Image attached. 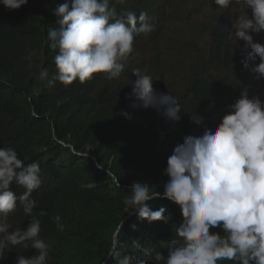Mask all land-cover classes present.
I'll list each match as a JSON object with an SVG mask.
<instances>
[{"label": "clouds", "instance_id": "1", "mask_svg": "<svg viewBox=\"0 0 264 264\" xmlns=\"http://www.w3.org/2000/svg\"><path fill=\"white\" fill-rule=\"evenodd\" d=\"M0 2L17 10L28 0ZM214 3L226 12H209L211 45L214 19L221 13L228 21L225 32L231 46L220 73L208 67L216 83L206 84L207 71L191 70L185 58L162 60L161 28L154 14L118 12L111 0H71L56 7L60 27L51 28L47 38L58 50L57 75L49 79L47 68L38 74L48 86L57 80L65 86L77 80L83 84L101 75L104 83L116 87L118 110L124 116L147 124L155 137L170 136L165 153L169 180L163 193L134 182L131 196L124 199L126 212L134 209L150 223L167 221V210L153 211L149 201L166 198L179 206L183 219L168 242V254L157 252L154 257L164 264H264V0ZM233 6H242L243 13L234 19ZM146 37L154 42L153 52L144 65L139 63L140 69L134 68L136 48ZM191 43L196 47L194 39ZM32 55L26 57L30 62ZM155 55L164 66L161 75L148 70ZM169 68L173 80L168 83ZM197 97L204 112L202 118H192L199 128L186 116L188 100ZM40 172L38 162L25 164L15 148H0V257L9 246L36 250L31 257L18 255L16 264H47L48 245L40 238L39 221L23 230L15 227L12 217L20 207L27 216L37 207L32 194L42 185ZM53 219L62 231L61 218ZM216 227L224 234L210 232Z\"/></svg>", "mask_w": 264, "mask_h": 264}, {"label": "trees", "instance_id": "2", "mask_svg": "<svg viewBox=\"0 0 264 264\" xmlns=\"http://www.w3.org/2000/svg\"><path fill=\"white\" fill-rule=\"evenodd\" d=\"M185 1L111 0V4L118 12L139 15L146 10L157 16ZM66 2L71 0H28L17 10L0 2V148H15L25 164L38 162L42 180L32 194L37 207L31 216L20 207L12 216L15 227L27 230L31 222L39 221L40 238L48 245L47 264H164L154 257L157 252L168 254V242L183 219L179 206L166 198L149 201L153 211L167 210V221L150 223L134 209L126 212L124 199L131 196L134 182L163 193L169 180L165 153L170 136L155 137L147 124L124 116L118 110L116 87L104 83L101 75L68 86L58 80L48 86L38 79L43 68L49 70V79L57 75L58 50L50 47L47 33L60 27L54 10ZM227 24L221 13L214 19L211 50L219 67L226 65L231 50ZM30 52L31 62L26 59ZM163 67L157 55L150 58L148 70L161 75ZM190 67L207 71L206 84L218 81L208 73L203 55ZM197 99L188 100L186 109L195 128L200 124L193 118H202L204 112ZM55 216L61 218L62 231ZM210 232L224 234L221 227ZM35 254L30 246H9L0 264H16L18 255Z\"/></svg>", "mask_w": 264, "mask_h": 264}, {"label": "rangeland", "instance_id": "3", "mask_svg": "<svg viewBox=\"0 0 264 264\" xmlns=\"http://www.w3.org/2000/svg\"><path fill=\"white\" fill-rule=\"evenodd\" d=\"M214 8L226 12L219 9L214 0H186L181 5L167 8L154 18L161 28L162 38L158 40V48L163 61L173 63L179 57L191 62L201 54L208 63L210 72L220 73V67L212 60L211 36L206 26L210 21L209 12ZM230 11L233 19L243 14L242 6H233ZM193 39L196 47L190 45ZM153 47L154 42L149 37L139 41L134 56V68L140 69L139 63L145 64V60L153 52ZM169 71L170 68L165 73L168 83L173 80V77H169ZM173 88L179 92L177 87Z\"/></svg>", "mask_w": 264, "mask_h": 264}, {"label": "bare ground", "instance_id": "4", "mask_svg": "<svg viewBox=\"0 0 264 264\" xmlns=\"http://www.w3.org/2000/svg\"><path fill=\"white\" fill-rule=\"evenodd\" d=\"M154 74L156 75V73L154 72ZM178 115V117H179V113L177 114Z\"/></svg>", "mask_w": 264, "mask_h": 264}]
</instances>
